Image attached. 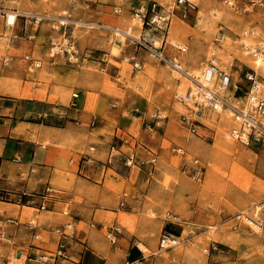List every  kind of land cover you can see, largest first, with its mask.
<instances>
[{"label": "rangeland", "instance_id": "374dc122", "mask_svg": "<svg viewBox=\"0 0 264 264\" xmlns=\"http://www.w3.org/2000/svg\"><path fill=\"white\" fill-rule=\"evenodd\" d=\"M152 3L157 6L154 21L135 23L134 11L148 9ZM0 4L7 15L17 12L48 17L33 44L23 40L9 44V38L20 33V20L12 26L0 22V57L29 54L40 61L38 68L12 62L17 70L9 80L3 76V83L20 85L18 74L22 71L36 82L51 84L50 98L56 105H68L71 94L78 91L86 109L98 110L111 118L113 125L126 126L142 142L145 134L150 135L152 151L158 157L150 168L155 167L151 178L156 187L145 197L143 218L167 220L166 234L177 237L179 244L156 254L158 238L165 233L158 232L153 245L141 251L148 259L143 264H264V228L257 234L243 226L234 231L228 221L236 213L264 208V146L244 147L226 137L233 125L229 104L218 112L203 114L199 119L203 126L196 127L198 136L191 135L194 108L175 98L197 90L196 84L170 64L174 60L184 72L196 68L200 75L206 63L214 61L237 85L224 93L227 102L239 105L245 90L243 73L255 70L252 56L245 54L242 46L246 41L257 45L264 36V0H196V8L184 18L176 0L141 1L136 6L125 0H0ZM66 15L72 20L66 32L80 55L72 62L46 53L47 39L62 37L51 26ZM150 18L147 11L145 22ZM218 37H222L219 42L215 41ZM1 65L0 71L4 70ZM256 72L264 78L261 70ZM144 110L145 115L138 117ZM154 113H158L156 118ZM140 128L143 134L139 136ZM176 147H182L184 154L174 152ZM193 159L204 167L201 183L181 170L183 163L188 165ZM146 165L151 167L149 161ZM132 171L142 174L135 167ZM49 216L42 212L37 225H44ZM120 217L127 220L124 214ZM2 226L0 264H12V244L20 238L13 236L5 243L15 225L3 222ZM46 236L40 238L46 241ZM49 237L52 242L44 247L53 249L55 238ZM136 257L125 259L142 264L143 259L135 262Z\"/></svg>", "mask_w": 264, "mask_h": 264}, {"label": "crops", "instance_id": "0c3cea01", "mask_svg": "<svg viewBox=\"0 0 264 264\" xmlns=\"http://www.w3.org/2000/svg\"><path fill=\"white\" fill-rule=\"evenodd\" d=\"M141 1L153 0H125L133 6ZM0 7L4 8L1 4ZM0 19L4 26V18L0 16ZM18 20L20 33L10 37L8 43L23 40L33 44L39 29L32 40H24L22 21ZM0 38L2 43L3 37ZM22 56L5 54L9 62L1 65L5 71H0V233L3 222L15 225L13 234L6 228L7 238H20L19 243L13 244L14 251L32 242L34 236L48 235L42 244L47 247L52 242L49 235L56 240L52 230L63 222L59 212L67 207L74 217L75 236L79 241L69 247L71 261L59 264H73V261L124 264L127 256L139 255L138 244L150 247L158 232L166 233L169 229L167 220L143 218L145 197L156 187L151 178L155 167L151 170L145 163L153 156V141L145 134L142 142L126 126L113 125L111 118L98 110L86 109V101L78 91L79 98L73 105L58 106L50 98L51 84L36 82L22 71L18 74L20 85L3 83V76L9 80L11 72L17 70L12 62H23ZM145 113L144 110L137 116L143 117ZM109 115L112 117L113 113ZM122 120L127 121L128 126L133 125L129 120ZM138 133L142 135L143 130L140 128ZM119 136L136 141V156L145 161V165L138 168L142 174L133 173L131 167L123 164L132 143L121 144ZM112 148L115 156L108 161ZM155 158L154 166L158 161V157ZM46 185L53 187L56 193L55 199L46 203L47 210L43 212L50 216L40 226L37 221L42 213L36 212L40 200L35 194L43 192ZM120 214L126 215L127 220ZM29 222L36 224L32 230L26 225ZM147 260L143 255L142 264Z\"/></svg>", "mask_w": 264, "mask_h": 264}, {"label": "built area", "instance_id": "2783aa9c", "mask_svg": "<svg viewBox=\"0 0 264 264\" xmlns=\"http://www.w3.org/2000/svg\"><path fill=\"white\" fill-rule=\"evenodd\" d=\"M195 1L196 0H176V6L181 11L183 18L190 11H193L196 8ZM156 8V4L152 3L148 9L140 8L139 10H135L134 16H139L141 18V25H148L154 21L153 18L157 17ZM147 11L150 12L152 18L145 22ZM0 16L4 18V24L6 26L13 25V22L11 24L7 23V11L2 7H0ZM18 18L22 21L21 37H23L24 40H32L40 28L44 18L47 19L48 17L32 14H19L15 12V20ZM162 21L164 20L162 19ZM56 23L57 24L51 26V29L59 32L62 37L60 40H57L56 38L48 39L46 53L50 56L59 55L68 62L77 60L80 56L79 50L70 39V35L66 32L70 24L69 16L66 15L63 21H56ZM243 47L246 48L250 55L254 58L257 56H264V36L258 46L248 47L243 45ZM22 61L26 64H32L35 68H38L40 65V63H38V59H33L29 54L23 55ZM0 62L2 65H7L9 60L4 57H0ZM132 66L135 69H138L139 67L137 63H133ZM242 80L244 82L243 88L245 89L244 97L241 101H239V105L230 104L227 102L224 93L233 87L237 88L231 74L220 69L212 60L206 63L201 72L200 80L197 82L199 86L197 87V90H195L192 94L189 90L182 96H176L175 98L180 104H191L194 108L195 118L191 119L189 127V133L191 135L198 136L196 127L203 126V124L199 121V119L203 117V114L216 112L221 106H227L229 104L230 107L228 106V109L232 115L233 125L228 130L226 137L244 147L264 146V78L257 74L255 70L250 69L243 73ZM78 98L79 93L73 92L71 94L70 104L73 105L74 101ZM157 114L158 113H154L152 117L156 118ZM118 141L127 146L132 143L130 146L131 150L127 155H125L123 160V164L126 167L141 168L145 165L146 162L140 160L136 156V141H132L131 138L127 136H119ZM173 151L181 155L184 154L182 147H176ZM112 152L113 148L108 156V161L115 156ZM152 155L153 156H151L148 160L151 168L154 166L156 160V155L154 153ZM181 170L192 181L196 183L202 182L204 167L198 162V160L193 159L188 165L183 163ZM55 193L56 191L53 187L46 185L43 192L35 194V196L40 200V203L36 207V212L40 213L47 210L46 203L49 199H55ZM22 197L23 196L20 197L18 202L19 204L22 203ZM59 213L63 218V222L52 230L54 236L56 237L53 249L44 248L42 246V244H45L44 240H42L39 236H34L32 242L25 245V247L20 246L14 251V264H59L70 260L68 254L69 247L72 242L79 241L76 240L75 236L76 228L74 224V217L70 214L67 207L63 208V210ZM257 213L260 215L257 216ZM33 219H35V216ZM228 221L230 222V228L234 231L243 226L254 234L261 233L264 228V208L259 210V208L253 207L247 212L236 213L231 216ZM26 225L32 230L36 224L35 222H29ZM109 240L112 243L114 242L112 238H109ZM4 241L8 244L10 239L5 238ZM34 241H37V244L34 243ZM178 244L179 240L177 237L161 233L157 242L156 254L160 255L163 250L177 246ZM138 253L139 255L135 258V260L141 261L143 259V255L139 248ZM73 264L80 263L79 261H73ZM124 264H132V261L126 260Z\"/></svg>", "mask_w": 264, "mask_h": 264}, {"label": "bare ground", "instance_id": "6f19581e", "mask_svg": "<svg viewBox=\"0 0 264 264\" xmlns=\"http://www.w3.org/2000/svg\"><path fill=\"white\" fill-rule=\"evenodd\" d=\"M64 18H65V16L62 18V19H60V20H58V21H63L64 20ZM133 20H134V22L135 23H139V24H141V18L139 17V16H135L134 18H133ZM14 23L15 22V13H9L8 15H7V23L8 24H11V23ZM69 22L70 23H72V20L69 18ZM138 24V25H139ZM118 30V29H117ZM124 35H126V36H131V35H129V34H127V33H125ZM1 39V38H0ZM154 40V39H153ZM222 40V37H218V38H216V40L215 41H217V42H219V41H221ZM262 40V39H261ZM155 42V41H154ZM153 42V43H154ZM245 46H248V47H250L251 45H249V43H247V41H246V43L244 44ZM259 44H257V45H253V47H255V46H258ZM176 46V45H175ZM182 46V45H181ZM243 47V46H242ZM243 49L246 51V52H244L245 54H249L250 55V53L247 51V49L246 48H244L243 47ZM182 50L183 51H185V48L184 47H182ZM212 56L215 54V50L213 49V51H212ZM59 56V55H58ZM61 57V56H60ZM160 57V56H159ZM164 59V58H163ZM252 60H253V62H254V69L256 70V71H260L261 70V73L264 75V56H257V57H252ZM39 61V60H38ZM186 62H187V59L185 60ZM189 62V61H188ZM38 63H40V61L38 62ZM170 64H171V66L172 67H174L178 72H180L182 75H184L186 78H188L190 81V83H194V84H196V88L197 87H199L198 86V81L200 80V76H201V74L199 75V70L198 69H196V68H193V70L194 71H185L184 72V70H183V67H182V65H180V64H178V63H175L174 62V60L173 61H171L170 62ZM39 67H40V65H39ZM199 75V76H198ZM195 91H191V94L192 93H194ZM219 109H223V106H221ZM218 109V110H219ZM218 110L216 111V112H218ZM43 212V211H42ZM41 212V213H42ZM140 249H141V251H143V252H145L146 251V248L144 247V246H140Z\"/></svg>", "mask_w": 264, "mask_h": 264}]
</instances>
